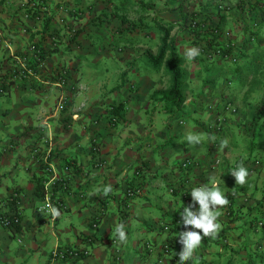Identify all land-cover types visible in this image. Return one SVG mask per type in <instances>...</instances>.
<instances>
[{
  "label": "crops",
  "instance_id": "crops-1",
  "mask_svg": "<svg viewBox=\"0 0 264 264\" xmlns=\"http://www.w3.org/2000/svg\"><path fill=\"white\" fill-rule=\"evenodd\" d=\"M45 2L48 11L38 21L32 0L0 1V213L17 207L22 218L12 229L0 222V264H52L58 246L90 252L66 264H177L190 191L213 180L225 195L235 191L241 184L230 170L240 165L248 177L236 216L217 206V234L204 237L186 264H264L257 227L264 222L263 188L253 187L258 175L264 182V162L248 148L258 119L259 93L249 84L264 56V0ZM195 16L203 41L211 31L232 32L237 64L186 58L195 37L183 25ZM170 27L181 56L179 110L162 96L172 84L170 51L161 66L155 61ZM18 60L35 75L14 77ZM62 71L64 87L57 86ZM65 94L69 105L59 111ZM227 100L237 113L223 112ZM188 136L200 143L190 144ZM186 159L194 162L189 170L181 168ZM47 197L59 216L37 211ZM118 225L125 241L115 233Z\"/></svg>",
  "mask_w": 264,
  "mask_h": 264
},
{
  "label": "built area",
  "instance_id": "built-area-1",
  "mask_svg": "<svg viewBox=\"0 0 264 264\" xmlns=\"http://www.w3.org/2000/svg\"><path fill=\"white\" fill-rule=\"evenodd\" d=\"M30 8L33 12L34 18L38 21H41L48 11V6L45 0H32V3H30ZM199 22H200L199 17H196V16L192 17L188 20V26L191 27L192 29H198ZM219 35L227 39V42L217 45L214 48L210 46H206V45L198 46V48L200 49V52L205 54L210 60H219V61L228 60L236 64L239 60V57L237 56L236 48H234L235 46L230 42L232 38V32L229 30H225L222 33L220 32ZM35 48H36L35 46H32L33 50H35ZM18 61H19L18 65L14 67L11 71V74L14 77H27V76L35 75L31 70H29V68L25 65V63H23L21 60H18ZM40 67L42 68L45 67V60H43L42 58L40 59ZM60 75L61 76L59 78L57 86L64 87L67 84L66 72L62 71ZM68 105H69V96L65 94L59 97L56 108L59 111H63L68 107ZM223 112H225L226 114H235L238 112V109L233 105L232 102L226 101L223 104ZM225 120H226L225 116L219 117L218 123H223ZM93 150L94 152L100 151V144H98L96 140L94 142ZM220 163H221L220 159L215 160V165H219ZM193 164L194 162L192 160L186 159L181 163V168L184 170H189L190 168L193 167ZM171 192L174 193V190L172 189ZM128 195L134 196L136 195V193L130 191L128 192ZM225 196L228 199V204L224 205V208H225L226 213L227 212L229 213L230 209L234 207V201L236 198V194L231 193ZM19 199H20L19 193L15 192L12 196V201L19 205L20 204ZM55 203L56 202L53 201L51 197H47L46 205L39 207L37 211L39 213L51 211V208L53 207L56 208ZM59 205L63 207L64 209H66L64 205L60 203ZM0 222L5 229H12V228L20 226L22 223V218H21V214L18 208L16 207V209H14V211H12L11 213L2 211L0 213ZM93 227L97 228V223H94ZM165 229L169 230L170 229L169 225H166ZM19 241H21V239ZM89 255H90V252L84 249L82 250L78 248L58 246L53 250L51 254V263L56 264L58 262L61 264H66V263L76 261L78 259H81Z\"/></svg>",
  "mask_w": 264,
  "mask_h": 264
},
{
  "label": "clouds",
  "instance_id": "clouds-1",
  "mask_svg": "<svg viewBox=\"0 0 264 264\" xmlns=\"http://www.w3.org/2000/svg\"><path fill=\"white\" fill-rule=\"evenodd\" d=\"M200 55V49L191 47L186 52V58L191 60ZM188 142L200 143V137L188 136ZM230 174L235 178V183L243 185L248 177V170L240 165L230 170ZM111 191L110 187L105 188L104 192ZM192 203L183 207L180 216V223L184 227V231L179 232V243L182 245L181 251L176 253L179 257L177 264H186L187 261L193 259L195 251L201 244L204 237L215 236L220 228L218 217L220 211L217 206L228 204V199L218 186L217 181L213 180L211 185L202 184L193 188L191 191ZM197 204L199 207L197 208ZM53 216H59V210L51 208ZM190 229V230H188ZM199 230V231H197ZM115 233L120 241L127 239L123 225L115 228Z\"/></svg>",
  "mask_w": 264,
  "mask_h": 264
},
{
  "label": "trees",
  "instance_id": "trees-1",
  "mask_svg": "<svg viewBox=\"0 0 264 264\" xmlns=\"http://www.w3.org/2000/svg\"><path fill=\"white\" fill-rule=\"evenodd\" d=\"M183 28L185 30H189L192 35H194V47L201 46V45H206L214 48L217 45L223 44L219 43L221 35L217 34L216 32H219V30H216V32L213 33L211 31V35L208 37H205V40H201L200 33L201 31L198 29H192L188 25H183ZM170 30L169 29L164 30V36L162 39V48L159 53V56L155 59L157 65L161 66L162 63L166 59L167 52L170 51L169 57L167 59V65L169 72L172 75V84L170 86V89L167 90L166 92H162V96L168 99V101H171V108L172 110H179L181 106L185 102V97L183 95V84H182V69H181V56L178 54L176 45L173 41L170 40ZM210 33V32H209ZM216 34V35H215ZM203 41V43H202ZM196 58L202 59V62L205 63L206 66L213 65L217 62H221L219 60H210L205 54L200 52V55L197 56ZM225 61V60H223ZM256 61V64H254L255 68L252 73V81L249 84L252 88V86H256L254 89L257 91L258 97V119L252 123V128L250 129V134H251V140L249 141V151L251 153V156H258V159H262L264 162V56L261 58H258ZM238 63V62H237ZM236 63V64H237ZM255 63V61L253 62ZM247 85L246 82L242 85L243 87ZM249 88V91H253ZM223 124V123H220ZM263 153V155H261ZM259 163L260 161L257 160ZM255 165H257V162H254ZM252 185L251 182H249L248 186ZM243 185L241 187L237 186L235 188V191H230L227 194L235 193L236 197H238V192H241L243 190ZM226 194V195H227ZM232 199V198H231ZM264 201V182H263V191H262V200L259 202L260 204ZM236 198L234 201V207H232L229 211L227 212L226 215L228 218H233L236 216ZM257 227L260 229L262 228L263 231V240H264V222L263 220H258L257 222ZM53 252V251H52ZM52 254V253H51Z\"/></svg>",
  "mask_w": 264,
  "mask_h": 264
},
{
  "label": "rangeland",
  "instance_id": "rangeland-1",
  "mask_svg": "<svg viewBox=\"0 0 264 264\" xmlns=\"http://www.w3.org/2000/svg\"><path fill=\"white\" fill-rule=\"evenodd\" d=\"M227 101H230V100H227ZM231 102V101H230ZM264 170V169H263ZM260 177H262V175L260 176ZM260 177H259V175H258V177H255V179H254V182H253V187H262L263 188V181H262V178L260 179ZM254 189V193L255 194H258L259 193V191H258V189ZM246 198L248 197L249 198V196H245ZM251 200V199H250Z\"/></svg>",
  "mask_w": 264,
  "mask_h": 264
}]
</instances>
